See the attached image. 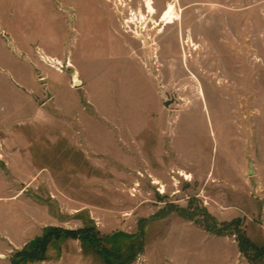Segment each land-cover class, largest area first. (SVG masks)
<instances>
[{
	"label": "rangeland",
	"instance_id": "1",
	"mask_svg": "<svg viewBox=\"0 0 264 264\" xmlns=\"http://www.w3.org/2000/svg\"><path fill=\"white\" fill-rule=\"evenodd\" d=\"M170 1L0 0V264H264V0Z\"/></svg>",
	"mask_w": 264,
	"mask_h": 264
},
{
	"label": "bare ground",
	"instance_id": "2",
	"mask_svg": "<svg viewBox=\"0 0 264 264\" xmlns=\"http://www.w3.org/2000/svg\"><path fill=\"white\" fill-rule=\"evenodd\" d=\"M155 4H156L155 0H144V7H146V10H145V13L142 12L141 17H140L141 20L146 21L148 17L150 16L153 18L157 16L158 18L157 20H155V23L157 26H160V27L163 25V29H165L167 26H170V25L176 24L179 21H182V15H181L182 9L178 7L177 1L168 2L164 6V8L161 10H158Z\"/></svg>",
	"mask_w": 264,
	"mask_h": 264
},
{
	"label": "trees",
	"instance_id": "3",
	"mask_svg": "<svg viewBox=\"0 0 264 264\" xmlns=\"http://www.w3.org/2000/svg\"><path fill=\"white\" fill-rule=\"evenodd\" d=\"M61 236L65 237V238H74V239L79 238V239H82L84 245H87V246H89L90 244H92V242H94L93 239H91L90 237H87L86 235H81L79 232H74V231H63L61 233L53 234L51 236L47 234L46 236L42 237V239H40L39 242H38L40 245L42 244V247L38 248V250L41 251V256H40V258H36V259H39V260L46 259V250H47L49 242L53 238H59ZM105 241L109 242V243L112 242V240L110 238H107V237H105ZM245 241H242L241 243L244 244V245H249V246L253 245L251 241H247V240H245ZM262 250H264V247L262 248ZM112 251L113 250H110L109 251L110 253H104V256L106 257L107 261H110V256L112 254ZM110 263H111V261H110Z\"/></svg>",
	"mask_w": 264,
	"mask_h": 264
},
{
	"label": "water",
	"instance_id": "4",
	"mask_svg": "<svg viewBox=\"0 0 264 264\" xmlns=\"http://www.w3.org/2000/svg\"><path fill=\"white\" fill-rule=\"evenodd\" d=\"M79 73L76 71L73 75V84L74 86L82 85V80L79 78Z\"/></svg>",
	"mask_w": 264,
	"mask_h": 264
},
{
	"label": "built area",
	"instance_id": "5",
	"mask_svg": "<svg viewBox=\"0 0 264 264\" xmlns=\"http://www.w3.org/2000/svg\"><path fill=\"white\" fill-rule=\"evenodd\" d=\"M50 62L53 64V65H57L58 66V69L61 70L64 66L63 64H61L59 61H55V60H50Z\"/></svg>",
	"mask_w": 264,
	"mask_h": 264
},
{
	"label": "crops",
	"instance_id": "6",
	"mask_svg": "<svg viewBox=\"0 0 264 264\" xmlns=\"http://www.w3.org/2000/svg\"><path fill=\"white\" fill-rule=\"evenodd\" d=\"M9 238H12L10 235H8Z\"/></svg>",
	"mask_w": 264,
	"mask_h": 264
},
{
	"label": "flooded vegetation",
	"instance_id": "7",
	"mask_svg": "<svg viewBox=\"0 0 264 264\" xmlns=\"http://www.w3.org/2000/svg\"><path fill=\"white\" fill-rule=\"evenodd\" d=\"M74 9H76V8L74 7ZM145 10H146V7H145Z\"/></svg>",
	"mask_w": 264,
	"mask_h": 264
}]
</instances>
